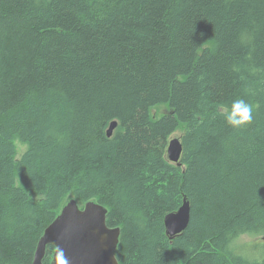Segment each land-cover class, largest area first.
Instances as JSON below:
<instances>
[{
	"label": "trees",
	"instance_id": "obj_1",
	"mask_svg": "<svg viewBox=\"0 0 264 264\" xmlns=\"http://www.w3.org/2000/svg\"><path fill=\"white\" fill-rule=\"evenodd\" d=\"M71 199L107 210L118 264H264V0H0V264H32Z\"/></svg>",
	"mask_w": 264,
	"mask_h": 264
},
{
	"label": "water",
	"instance_id": "obj_2",
	"mask_svg": "<svg viewBox=\"0 0 264 264\" xmlns=\"http://www.w3.org/2000/svg\"><path fill=\"white\" fill-rule=\"evenodd\" d=\"M117 123L112 122L106 132L111 138ZM182 145L178 138L168 142L169 162L180 166ZM107 210L96 202L82 208L76 200H69L57 218L40 238L32 264H42L48 245L55 248L51 264H118L114 251L119 242L120 229L106 226ZM190 221V204L184 198L176 213L165 216L164 226L170 239L181 234ZM264 242V235L261 237Z\"/></svg>",
	"mask_w": 264,
	"mask_h": 264
},
{
	"label": "clouds",
	"instance_id": "obj_3",
	"mask_svg": "<svg viewBox=\"0 0 264 264\" xmlns=\"http://www.w3.org/2000/svg\"><path fill=\"white\" fill-rule=\"evenodd\" d=\"M254 106L243 98L231 102L224 120L233 129H241L251 124L253 120Z\"/></svg>",
	"mask_w": 264,
	"mask_h": 264
},
{
	"label": "rangeland",
	"instance_id": "obj_4",
	"mask_svg": "<svg viewBox=\"0 0 264 264\" xmlns=\"http://www.w3.org/2000/svg\"><path fill=\"white\" fill-rule=\"evenodd\" d=\"M167 108L166 107H162L159 108V110L157 111L158 116H160L161 114L166 113ZM156 111H153V113H155ZM179 135L178 132L174 133L173 136H171V138H177ZM15 148H16V159H19L21 157V155L24 153V151L27 149V145L26 144H22L19 141H15ZM258 241L256 238L249 236V235H243L240 236L233 244L232 247H236V249L238 248V246L242 245V244H249L248 246H250L252 242ZM264 249V242L263 241H259L256 242L252 245V249H249L250 252L256 254H259V252L261 250ZM255 257V256H254Z\"/></svg>",
	"mask_w": 264,
	"mask_h": 264
},
{
	"label": "bare ground",
	"instance_id": "obj_5",
	"mask_svg": "<svg viewBox=\"0 0 264 264\" xmlns=\"http://www.w3.org/2000/svg\"><path fill=\"white\" fill-rule=\"evenodd\" d=\"M172 136H173V135H172ZM177 138H178V137H177ZM171 139H174V138H170L169 141H170ZM178 139H179V138H178ZM169 141H168V142H169ZM60 213H61V210H60ZM60 213H59V214H60ZM59 214H58V215H59ZM58 215H57V216H58ZM57 216H56V218H57ZM56 218H55V219H56ZM55 219H54V220H55Z\"/></svg>",
	"mask_w": 264,
	"mask_h": 264
}]
</instances>
